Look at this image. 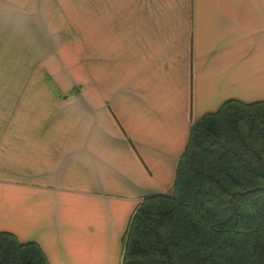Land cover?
I'll use <instances>...</instances> for the list:
<instances>
[{"label":"crops","instance_id":"crops-1","mask_svg":"<svg viewBox=\"0 0 264 264\" xmlns=\"http://www.w3.org/2000/svg\"><path fill=\"white\" fill-rule=\"evenodd\" d=\"M264 100V0H0V230L122 264L192 125Z\"/></svg>","mask_w":264,"mask_h":264},{"label":"trees","instance_id":"trees-1","mask_svg":"<svg viewBox=\"0 0 264 264\" xmlns=\"http://www.w3.org/2000/svg\"><path fill=\"white\" fill-rule=\"evenodd\" d=\"M0 264H50L0 230ZM122 264H264V100L231 99L190 131L170 193L146 196Z\"/></svg>","mask_w":264,"mask_h":264}]
</instances>
